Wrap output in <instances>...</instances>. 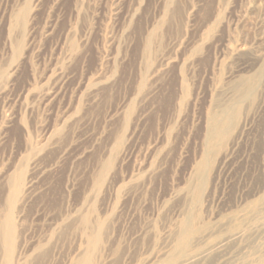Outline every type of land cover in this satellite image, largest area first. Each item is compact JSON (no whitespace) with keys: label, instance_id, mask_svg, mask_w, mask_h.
Segmentation results:
<instances>
[{"label":"rangeland","instance_id":"rangeland-1","mask_svg":"<svg viewBox=\"0 0 264 264\" xmlns=\"http://www.w3.org/2000/svg\"><path fill=\"white\" fill-rule=\"evenodd\" d=\"M5 219L12 264H264V0H0Z\"/></svg>","mask_w":264,"mask_h":264},{"label":"bare ground","instance_id":"bare-ground-1","mask_svg":"<svg viewBox=\"0 0 264 264\" xmlns=\"http://www.w3.org/2000/svg\"><path fill=\"white\" fill-rule=\"evenodd\" d=\"M150 44H151V37L147 41L146 48H149L151 46ZM24 190L25 188L23 187L21 177L18 179L16 178L9 179L6 184V188L2 192L3 193L2 197H4L5 203L9 202L11 207L16 208L25 201ZM83 222L87 223L86 227L88 224H90L89 220L84 217H83ZM90 227L92 228V226ZM13 230H14V224L12 223L10 219H7V220L5 219L2 222H0V262L1 264H12L11 261L13 258V251H12L13 250V241H12ZM95 230L93 229V231ZM93 233L92 232L89 233L90 235H88L87 236L88 238H86V240H88L87 243H88L89 248L87 247L88 249L86 251L84 249L85 252H82L83 254L81 253L82 256L79 257V259L76 261L75 264H91L90 257H92V255L94 254V248L96 247L97 240L100 239L99 234L97 233L93 234ZM179 246H182V245H179ZM185 254L186 253H183V256H185Z\"/></svg>","mask_w":264,"mask_h":264}]
</instances>
